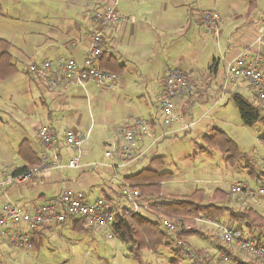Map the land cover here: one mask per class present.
I'll use <instances>...</instances> for the list:
<instances>
[{
	"label": "crops",
	"instance_id": "crops-1",
	"mask_svg": "<svg viewBox=\"0 0 264 264\" xmlns=\"http://www.w3.org/2000/svg\"><path fill=\"white\" fill-rule=\"evenodd\" d=\"M61 1L65 8L60 13L54 11L47 18L46 9L41 24L34 30L37 40L26 41L16 33L11 41L0 38L11 44L9 63L15 70L0 81L13 79L23 84L9 95L11 99L14 97L13 105L4 106L3 117H0V179L38 165L43 152L50 157L56 155L61 165L77 153L64 143L46 148L37 135L43 125L48 126L61 141L67 129L78 134L89 131L79 149L80 167L47 170L38 178L1 188L0 209L9 201L24 212L33 214L43 204L56 203L63 190L79 189L89 202L104 197L115 212H120L126 205L120 195L121 184L127 182L137 187L136 183L127 180L128 177L145 169L162 173L159 168L162 157L153 146L166 133L158 98L163 91L167 67L178 68L194 80L189 94L176 101V111L182 121L167 126V133L177 136L194 128L200 142L199 149L203 151L212 150L206 148L205 138H211L219 128L208 117L217 113L221 98L228 96L232 101V95L239 94L250 103L255 102L254 91L246 81L225 75L226 66L240 56L247 60L261 59L259 63L264 71V55L255 44V36L264 25V0H119L115 9L120 21L103 27L94 20V12L102 9L101 0ZM210 10L217 11L220 17L216 29L208 28L200 20L202 13ZM95 31L101 32L104 46L99 58L100 68L117 75L111 87L97 86L93 81L83 85L62 81L59 87L54 88L29 72V64L44 60L72 58L81 61ZM25 60L24 68L18 66V62ZM195 103L202 109L196 119L193 118ZM258 105L264 115V101ZM134 118H142L149 123L151 136L135 144L129 161L123 162L115 155L106 156V151L122 144V129ZM183 122L194 124L184 131L181 129ZM245 168L249 174L247 164ZM258 181L264 182V177ZM166 182L160 184V196H142L155 198L161 204L175 199H167L162 194ZM197 191L200 195L194 202L200 201L201 205L215 204L238 210L251 203L250 207L252 204L261 207L264 215V202L260 200L264 196L232 200L229 191H223L227 198L220 194L214 196L213 192L211 200L204 203V192ZM142 215L154 222L150 213L143 212ZM193 221L197 232L183 235L185 245L198 242L196 238H212L210 241H214L219 250L214 224L238 228L226 212L214 220L199 214ZM91 228L98 227L88 225L81 218L67 217L62 223L45 221L34 231L10 230L12 236L0 241V264H14L11 259L19 253L33 261L31 250L43 249L47 244L66 239L70 231L84 232ZM105 229L112 231L111 227ZM243 231L264 245V235L258 229ZM19 233H25L32 244L27 251L15 245L13 237ZM227 250L229 256L223 258L224 252H220L219 258L229 261L228 264H262L251 253L238 250L233 245ZM199 252L200 260L193 251L196 255L191 259L193 263H200L207 256L208 248L200 246ZM5 257L8 260L5 261ZM33 262L40 264L42 261L36 259Z\"/></svg>",
	"mask_w": 264,
	"mask_h": 264
},
{
	"label": "built area",
	"instance_id": "built-area-1",
	"mask_svg": "<svg viewBox=\"0 0 264 264\" xmlns=\"http://www.w3.org/2000/svg\"><path fill=\"white\" fill-rule=\"evenodd\" d=\"M102 9L96 10L94 20L100 26L115 24L120 21L116 14V4L118 0H101ZM219 14L215 10L204 11L201 15V22L210 29H216L219 22ZM101 32L95 31L89 41L88 49L81 61L75 59H58L55 61L44 60L40 63H31L28 70L40 81H45L51 87H59L62 81L66 83L77 82L83 85L87 81H93L97 86L111 87L116 81L117 75L104 71L99 66V58L103 53L104 46ZM255 44L264 55V25L259 28L255 36ZM259 60H247L240 56L226 66V77L233 79H243L252 87L255 94V104L264 101V71ZM194 80L188 73L178 68L167 67L163 83V91L158 98L162 113V124L164 127L182 121V117L176 111V101L189 94L193 88ZM194 123H181L182 130H188ZM122 144L106 151V156L115 155L123 162L129 161L131 151L135 144L144 137L151 136L149 123L142 118H134L127 122L123 129ZM41 143L46 148H51L56 144L70 146L77 153L71 155L68 161L61 165L58 157H50L43 152L40 155L38 165L28 169L10 173L0 179V189L10 184L23 183L34 178H38L43 172L55 168L80 167L79 149L82 142L88 137L86 134H78L72 129H67L61 139L48 127L41 126L37 131ZM230 194L244 193L250 199L264 196V182H260L256 189L245 183L233 184L229 189ZM120 195L125 199L126 205L122 208L125 214L150 213L166 236L175 243L177 248L183 245V230H190L191 225L184 224L181 219L169 218L161 214V202L152 197L142 196L139 189L133 185L123 182L120 188ZM115 211L104 197H98L93 202H89L85 193L79 189H65L61 192L56 203H46L39 206L33 214L21 210L12 202H5L0 209V241L12 236L10 230L34 231L41 227L45 221H55L62 223L67 217L81 218L85 222L98 228L112 227L115 219ZM217 239L222 246L233 245L238 250L254 255L264 264V245L246 235L241 229L231 227L222 223L214 224ZM13 232V231H12ZM113 232L111 231V236ZM15 245L24 251L31 247V242L25 233H19L13 237ZM191 259L196 258L193 251L190 252Z\"/></svg>",
	"mask_w": 264,
	"mask_h": 264
},
{
	"label": "rangeland",
	"instance_id": "rangeland-1",
	"mask_svg": "<svg viewBox=\"0 0 264 264\" xmlns=\"http://www.w3.org/2000/svg\"><path fill=\"white\" fill-rule=\"evenodd\" d=\"M14 3L13 5V0H0V38L9 41L14 38L15 33L20 34L26 41L37 40L38 35L34 30L41 24L46 9L49 18L54 11L60 13L65 8L61 0H47V2L46 0H14ZM26 62L27 60L20 64L18 62V66L24 68ZM21 87L23 84L13 79L0 81V117H3L4 106L13 105L14 97L11 99L9 95L13 94L16 88ZM200 109V104L195 103L194 119L199 116L202 110ZM216 110L217 113L208 117V120L236 142L243 157L241 156L232 165L225 162L227 155L218 150L199 149L200 142L196 139L194 128L189 133H179L174 136L167 133L168 127H166L164 138H161L153 149H157L162 157L159 162L160 172H168L172 175V179H168L162 187V194L167 199L183 198L194 191L202 190L204 203H208L216 189L228 192L236 183H245L256 189L260 183L248 174L245 164H253L256 173L264 172V126L260 122L251 127L243 125L236 106L228 96L220 99ZM231 197L234 200L238 197L245 199L247 196L241 193L231 194ZM260 200L264 202V198ZM247 206H251V203ZM252 206L258 212H262V208L257 204ZM91 229L84 232L70 231L66 239L47 244L43 249H33L30 255L33 256V261L41 260L40 264H171V259H178V264H228L229 262L219 258L220 250L214 241H210L212 238H196L198 242H189L184 247L183 244L177 248L175 243L166 237L156 250L142 249L138 255H135L116 235L109 236L111 230ZM166 241L171 245L166 246ZM200 246L208 248L207 256L201 259L200 263H193L190 252L199 251ZM180 248L182 249L177 255L176 252ZM4 260L8 258L5 257ZM11 260L14 264H35L32 259L27 260L24 253L17 254V257Z\"/></svg>",
	"mask_w": 264,
	"mask_h": 264
},
{
	"label": "trees",
	"instance_id": "trees-1",
	"mask_svg": "<svg viewBox=\"0 0 264 264\" xmlns=\"http://www.w3.org/2000/svg\"><path fill=\"white\" fill-rule=\"evenodd\" d=\"M11 44L3 39H0V80L10 76L15 70L9 63ZM232 101L236 106L243 125L253 126L260 122L264 126V115L262 109L255 103H250L239 94L232 95ZM206 148L218 149L220 152L227 155L225 161L235 164L242 153L240 152L236 142L231 140L227 134L220 129L214 132L211 138H205ZM243 157V156H242ZM245 158V157H244ZM249 168V174L257 180H263L264 172L256 173L253 164L246 163ZM30 167V166H29ZM29 167L18 170L24 171ZM32 167V166H31ZM15 173V172H14ZM143 175V176H142ZM172 175L168 172L157 173L149 169L141 171V173L128 177L130 183H136L141 195L151 194L160 196V184L163 181L171 179ZM220 194L227 198V195L220 190L214 191V196ZM200 195L199 191H195L183 198L170 199L168 202L161 204L160 213L173 219H181L184 224L192 225L190 230H183L182 234L189 236L197 232L194 227V218L199 214H205L210 219H216L223 213H228L230 219L238 224L241 230L247 229L253 231L258 229L264 235V215L255 210L253 207L247 206L242 209L234 210L225 206H216L215 204L201 205L199 202H194ZM113 234L116 235L122 242L128 245L129 250L138 255L142 249L154 251L161 244L162 240L167 237L161 230L160 226L144 215L125 214L124 211L116 212L114 223L112 225ZM253 235V234H252ZM166 246L171 245L170 242L165 243ZM185 244L183 245V247ZM177 250L176 254L181 250ZM220 252H224V258H227V247L219 246ZM197 258L200 260V252L196 251ZM171 264H178V259H171Z\"/></svg>",
	"mask_w": 264,
	"mask_h": 264
}]
</instances>
